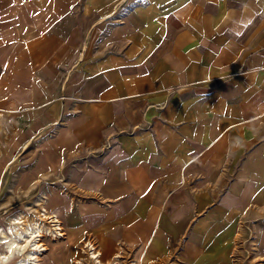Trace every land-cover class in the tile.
Returning <instances> with one entry per match:
<instances>
[{
	"label": "rangeland",
	"instance_id": "374dc122",
	"mask_svg": "<svg viewBox=\"0 0 264 264\" xmlns=\"http://www.w3.org/2000/svg\"><path fill=\"white\" fill-rule=\"evenodd\" d=\"M185 2L0 0V229L48 210L65 235L49 243L46 232L45 243L62 264H91L87 242L103 264H264V154L194 167L175 155L185 147L162 150L155 139L153 99L133 104L125 128L92 138L79 130L88 107L59 94L79 66L156 58L161 23ZM41 32L60 35L68 51L39 74L24 46Z\"/></svg>",
	"mask_w": 264,
	"mask_h": 264
},
{
	"label": "crops",
	"instance_id": "0c3cea01",
	"mask_svg": "<svg viewBox=\"0 0 264 264\" xmlns=\"http://www.w3.org/2000/svg\"><path fill=\"white\" fill-rule=\"evenodd\" d=\"M66 44L55 33L29 38L24 50L30 71L59 64ZM155 47L154 59L79 66L68 78L71 86L59 85L64 104L88 107L80 134L100 138L109 125L125 128L137 112L133 104L153 99L148 111L155 139L162 150L185 147L175 155L194 167L264 154V0H186L164 18ZM64 104L55 109L61 113ZM143 241L137 259L148 238Z\"/></svg>",
	"mask_w": 264,
	"mask_h": 264
},
{
	"label": "bare ground",
	"instance_id": "6f19581e",
	"mask_svg": "<svg viewBox=\"0 0 264 264\" xmlns=\"http://www.w3.org/2000/svg\"><path fill=\"white\" fill-rule=\"evenodd\" d=\"M43 212L42 215H38L39 222H28L16 217L10 220L7 227L0 229V264H41V258L48 251H51L49 264H62L58 251L53 252L50 245L45 243V234L48 232L53 238L48 240L49 243L62 239L65 234L61 232L60 222L56 216L51 215L46 209H43ZM42 222L51 225L45 227ZM85 247L91 264H103L100 260L102 254L95 250L90 242H87ZM118 258L119 255L115 254L111 261L115 262Z\"/></svg>",
	"mask_w": 264,
	"mask_h": 264
}]
</instances>
